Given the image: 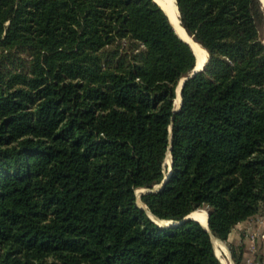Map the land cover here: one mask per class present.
<instances>
[{"label":"trees","instance_id":"16d2710c","mask_svg":"<svg viewBox=\"0 0 264 264\" xmlns=\"http://www.w3.org/2000/svg\"><path fill=\"white\" fill-rule=\"evenodd\" d=\"M175 4L207 63L174 112L195 56L154 0H0V264H223L213 237L243 264L228 236L264 211V10ZM200 208L208 230L154 220Z\"/></svg>","mask_w":264,"mask_h":264},{"label":"water","instance_id":"95a60500","mask_svg":"<svg viewBox=\"0 0 264 264\" xmlns=\"http://www.w3.org/2000/svg\"><path fill=\"white\" fill-rule=\"evenodd\" d=\"M163 10H164V12L166 13V15L168 16V13L166 12V10H165V8L163 7V3H164V0H154ZM260 2H261V4H262V7H263V10H264V0H260ZM177 12H178V10H177ZM178 17H179V13H178ZM168 19H169V17H168ZM169 21L171 22V25H172V28L174 29V31H175V33L177 34V36L181 39V40H183L184 42H186L189 46H190V48H191V50H192V52H193V54H194V56H195V66L193 67V69L187 74V75H185V76H183L180 80H179V83H180V86H179V95H180V89H181V87L183 86V84H184V82L187 80V79H189V78H191V77H193L194 75H196V73H198V72H200V71H203L204 69H205V67H206V63H207V54H206V57L201 61H198L197 60V58H198V55L196 54V52L193 50V47L191 46V44H190V42H189V39H192L194 42H196L194 39H193V37L183 28V26H182V28H183V30H184V34H185V36L186 37H184L182 34H181V32L179 33V31H178V28H177V25L175 24V22L173 21H171L170 19H169ZM179 22H180V20H179ZM197 43V42H196ZM263 43H264V36H263ZM175 92H176V89H175ZM181 107V97H180V100H179V103H178V105L176 106V107H174V101H173V111L175 112V111H177L179 108ZM171 139V138H170ZM170 150H171V146L169 145V147H168V151H167V153H169V156H170V162H169V171H168V173L164 176V178H163V180L161 181V183L160 184H158V185H155V186H153L152 188H143V190L141 191V192H155V191H157V190H159L160 188H162L163 187V185L165 184V182H166V180H167V178H168V176H169V174H170V169H171V163H172V160H171V152H170ZM187 219H193V220H196V221H198L205 229H207L208 230V211H207V220H206V225H204L203 223H201L199 220H197V219H195L194 217H192L191 216V213L190 214H188L183 220H181V221H178V222H174V221H167L166 223L165 222H161V220L160 221H158L156 218H154V220L158 223V225L159 226H162V227H169V226H176V225H178V224H181V223H183V222H185ZM214 238V237H213ZM216 254V253H215ZM217 256V255H216ZM218 257V256H217Z\"/></svg>","mask_w":264,"mask_h":264},{"label":"rangeland","instance_id":"374dc122","mask_svg":"<svg viewBox=\"0 0 264 264\" xmlns=\"http://www.w3.org/2000/svg\"><path fill=\"white\" fill-rule=\"evenodd\" d=\"M263 36H264V29H263ZM179 86H180V83L178 82V84H177V86H176V92H175V98H174V107H176L177 105H178V103H179V101L178 102H176V98H177V94H179ZM179 100H180V95H179ZM167 157L169 158V161L167 160ZM169 162H170V157H169V155H168V153L166 154V156H165V158H164V163H163V165H164V171H165V175L168 173V169H169ZM143 190V188H138L137 190H136V194H137V202H138V204L139 205H142V203H141V201H140V199H139V195H140V193H142L141 191ZM195 211H204V212H207V210H206V208H200V209H198V210H195ZM194 212V211H193ZM192 212V213H193ZM192 216H193V214H192ZM263 218L264 217V211H263V214L262 215H259L258 216V218ZM197 218V217H196ZM158 220V219H157ZM158 221H160V220H158ZM254 221H256V218H252V219H249V220H247L246 221V223H245V227H243V226H241V225H239L240 226V228L241 229H243L242 231L244 232V231H250L251 229H252V225H253V222ZM166 223V222H165ZM168 223V222H167ZM250 223V224H249ZM241 231V232H242ZM240 232V233H241ZM244 235V234H243ZM259 239H261V238H259ZM259 239H258V241H259ZM264 240V239H263ZM245 242H247V239L245 238ZM264 245V244H263ZM263 245H261L257 250L255 249V251L254 252H247L246 250L244 251L245 253H244V257L245 258H252V259H254V260H257V259H259L260 257H261V254L264 252V248H262V246ZM221 246V247H220ZM257 247H258V242H257ZM217 248L219 249V254L217 253V251H216V248L214 247V250H215V252L218 254L217 256H218V258L221 260V258H223V259H225L224 257H226V259L224 260V262H223V264H226L225 262H229L230 263V261L229 260H231V257H230V254H229V251H228V248H227V245L224 243V242H222L220 245L218 244L217 245ZM224 248V249H223ZM259 250V251H258ZM220 255V256H219ZM245 258H244V260H243V263L244 264H246V262H245Z\"/></svg>","mask_w":264,"mask_h":264},{"label":"bare ground","instance_id":"6f19581e","mask_svg":"<svg viewBox=\"0 0 264 264\" xmlns=\"http://www.w3.org/2000/svg\"><path fill=\"white\" fill-rule=\"evenodd\" d=\"M163 7L165 8L166 12L168 13L169 19L172 22L174 21L175 24L177 25L179 33L181 32V34L184 37H186L185 34H184V30H183V28L181 26V23L179 22V17H178V12H177V7H176V4H175V0H164ZM189 42H190L191 46L193 47V50L198 55L197 60L198 61H200V60L202 61L206 57V51L204 50V48L201 47L198 43L194 42L192 39H189ZM178 101H179V94H177V98H176V102H178ZM168 155H169V153H168ZM167 160L169 161L168 157H167ZM192 214H193V216H192ZM191 216L194 217L195 219L199 220L204 225H206L207 212L194 211L193 213H191ZM161 222H167V221L161 220ZM218 244H221V242L218 239L213 238V245L216 248L217 253L219 254L220 252H219V249L217 248ZM217 253H216V255H218ZM224 260L225 259L221 258V261L224 262ZM225 263L226 264H231V262L230 263L229 262H225Z\"/></svg>","mask_w":264,"mask_h":264},{"label":"built area","instance_id":"2783aa9c","mask_svg":"<svg viewBox=\"0 0 264 264\" xmlns=\"http://www.w3.org/2000/svg\"><path fill=\"white\" fill-rule=\"evenodd\" d=\"M256 221L253 222L252 229L250 231H244L243 234L247 239L245 249L247 252H254L257 248V242L259 238L264 239V217H255ZM250 224V223H249ZM246 264H264V252L257 260L252 258H245Z\"/></svg>","mask_w":264,"mask_h":264},{"label":"crops","instance_id":"0c3cea01","mask_svg":"<svg viewBox=\"0 0 264 264\" xmlns=\"http://www.w3.org/2000/svg\"><path fill=\"white\" fill-rule=\"evenodd\" d=\"M247 220L245 221H242L240 223H238L233 229L232 231L229 233V236H228V240L235 243L236 245H239V244H243L244 245V249H245V245H246V242H245V236L243 235V229L240 228L239 225L245 227V223H246ZM242 231V232H241ZM241 232V233H240ZM219 240V239H218ZM221 243L224 242L222 240H219ZM225 243V242H224ZM226 244V243H225ZM264 244V240L261 238L259 239L258 241V248ZM220 245V244H219ZM227 245V244H226ZM221 247V246H220ZM228 248V246H227ZM262 248H264V245L262 246ZM229 251V254H230V257H231V253H230V250L228 249ZM259 251V250H258ZM226 259V257H224ZM221 261V260H220ZM231 262V264H234V261L231 257V260H229ZM222 262V261H221ZM223 263V262H222ZM244 264V263H243Z\"/></svg>","mask_w":264,"mask_h":264}]
</instances>
